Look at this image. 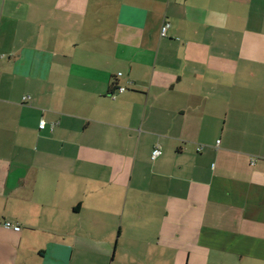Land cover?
Returning a JSON list of instances; mask_svg holds the SVG:
<instances>
[{"label":"crops","instance_id":"obj_1","mask_svg":"<svg viewBox=\"0 0 264 264\" xmlns=\"http://www.w3.org/2000/svg\"><path fill=\"white\" fill-rule=\"evenodd\" d=\"M0 264H264V0H0Z\"/></svg>","mask_w":264,"mask_h":264},{"label":"built area","instance_id":"obj_2","mask_svg":"<svg viewBox=\"0 0 264 264\" xmlns=\"http://www.w3.org/2000/svg\"><path fill=\"white\" fill-rule=\"evenodd\" d=\"M168 24L167 23H164L162 26H161V29H160V36L161 37H164L166 35V31H167V28H168ZM125 89L120 87L117 89V92L118 93H122L124 92ZM39 128L42 129L44 128V122H40L39 123ZM161 154V151H160V148L159 147H155L152 152H151V159L154 160L155 158H157L159 155ZM7 227L8 226V222L4 223V227ZM15 226V225H14ZM15 231H18L19 230V227L18 226H15L14 229Z\"/></svg>","mask_w":264,"mask_h":264},{"label":"rangeland","instance_id":"obj_3","mask_svg":"<svg viewBox=\"0 0 264 264\" xmlns=\"http://www.w3.org/2000/svg\"><path fill=\"white\" fill-rule=\"evenodd\" d=\"M117 185H118V184H116L115 189H117ZM132 185H133V184H132ZM14 227H15V226H14L12 223L8 222V226H7V227L5 226V229L13 230ZM19 230H20V228H19ZM122 248H123V245H120V246L118 247V252H119V254H121V250L126 251V250H124V249H122ZM122 254H123V252H122ZM84 255H85V257H87V256H89V255L91 256L92 254H90V253H89V254L85 253ZM94 256H95V255H94ZM122 258L125 259L126 256H123V255H122ZM90 259H91V258H90Z\"/></svg>","mask_w":264,"mask_h":264}]
</instances>
